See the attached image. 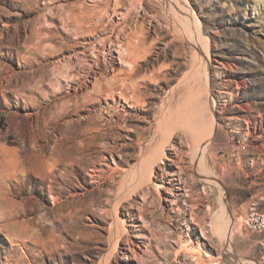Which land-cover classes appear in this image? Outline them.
I'll list each match as a JSON object with an SVG mask.
<instances>
[{"label": "rangeland", "instance_id": "374dc122", "mask_svg": "<svg viewBox=\"0 0 264 264\" xmlns=\"http://www.w3.org/2000/svg\"><path fill=\"white\" fill-rule=\"evenodd\" d=\"M162 2L0 0V264H264V0L175 1L200 59ZM190 72L206 153L159 130ZM162 144L133 193L122 180Z\"/></svg>", "mask_w": 264, "mask_h": 264}, {"label": "bare ground", "instance_id": "6f19581e", "mask_svg": "<svg viewBox=\"0 0 264 264\" xmlns=\"http://www.w3.org/2000/svg\"><path fill=\"white\" fill-rule=\"evenodd\" d=\"M163 1L164 2H162L161 5L163 6V18H164L165 23L168 26L173 27L174 30L178 31L179 24H177V22H179V15L185 16L187 23H189V25H187V28L184 30L183 35L188 41V43L191 45L190 48L195 53L194 55L196 56L195 58L200 59L201 58L200 56H202L204 50H205L206 58H209V51L207 50L208 48H206L207 43L204 44V42H202V39H203L202 36L199 35V33L202 32V26H201V23L194 17L195 16L194 12L184 3L176 5L175 1H178V0H163ZM130 13L131 11L128 10V13L126 14L127 17L125 19L127 22H128V17L130 16ZM133 34L135 38V32H133ZM122 51H123V54L125 55V59L127 63L129 65H132L137 59V56L140 54V47L133 46L131 42L129 41L128 43L125 44V48L122 47ZM197 68H199V65L196 63V69ZM194 74L195 72H190L189 75L184 78V80L180 81L179 86L173 92L169 93L168 96L166 97L164 101V106L170 112V115L162 116V120L159 124L160 125L159 130L161 128L163 138H165L166 140L165 139L164 140L167 142L171 138V136L168 135L169 129L171 131H174L175 128L177 129L178 127H180L181 129L186 130L188 133H190L192 137H194L193 143L195 144V148H196L194 149L196 151L200 150L203 152L205 148H207V143L209 142L211 138L210 136L212 134L211 131H213L211 129L212 128L214 129L215 121H213L212 115H211L212 117L211 116L209 117L208 115V112H211L213 114L212 109H211L212 108L211 103L209 101H206V102L200 101L199 87L190 89L188 80L192 81ZM175 92H176V96L179 95V99L176 101L177 103L174 105L173 100L175 99L174 98ZM164 145L165 144L159 145L158 148L157 146H155L158 150L153 151L154 152L153 156L145 157L144 156L145 152H143V156H142L143 158L135 166V168L132 169L131 173L133 174V176L130 178L129 176H126L122 180L123 183L130 182L129 186H131L133 193L136 190H138L140 187H142L144 184L149 183L153 178L156 177L153 169H154V165L157 163V160H156V157L158 155L157 151H159L160 153L158 161H161L163 159L164 152H165ZM203 153H206V151ZM168 160L172 161L171 159H168ZM203 178H204L205 184L206 185L208 184V186L209 184L214 182L209 178V176H205ZM175 196H179V194L176 193ZM119 204L120 202H118L117 206H119ZM116 218H117L116 222L120 226V224L122 223L118 217ZM225 239L226 238H224L223 240ZM226 252H230L229 248L226 249Z\"/></svg>", "mask_w": 264, "mask_h": 264}]
</instances>
